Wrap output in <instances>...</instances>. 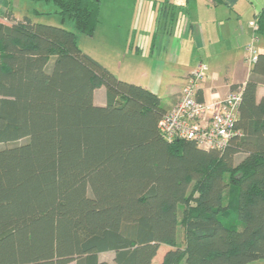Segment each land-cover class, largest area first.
<instances>
[{"label": "trees", "instance_id": "1", "mask_svg": "<svg viewBox=\"0 0 264 264\" xmlns=\"http://www.w3.org/2000/svg\"><path fill=\"white\" fill-rule=\"evenodd\" d=\"M34 1L78 33L101 23L103 0ZM162 3L173 22L178 7ZM12 7L0 0V264H155L163 245L159 264L264 262V52L232 87L244 91L231 143L204 150L165 139L162 99L83 52L74 31ZM254 21L264 35V6Z\"/></svg>", "mask_w": 264, "mask_h": 264}, {"label": "crops", "instance_id": "2", "mask_svg": "<svg viewBox=\"0 0 264 264\" xmlns=\"http://www.w3.org/2000/svg\"><path fill=\"white\" fill-rule=\"evenodd\" d=\"M151 1L159 2L158 15L153 26L148 24L150 18L145 16L146 24H132L126 29H118L115 36L119 44L123 43L128 48V53L133 51L132 54L136 56L137 59L130 63L148 64L150 69L140 70V74L137 71L136 77L129 80L126 78L128 76H122L121 72L116 73L109 62L99 59L102 65L118 75L119 79L149 89L157 94L162 102L166 98L167 109L177 104L187 78L198 61L205 60L209 68L207 78L201 83L200 100L223 97L233 86L245 85L251 75V69L245 63V49L251 44L253 36V29H249L247 21L253 17L255 19L259 7L251 4L252 13L254 12L252 15L246 8H239L238 5L243 0H171L173 6L175 4L178 7L174 10L177 14L172 20L176 22L173 28V22H166V16L163 17V12L165 15L167 10L163 9L162 2L166 0ZM11 2L13 6V1ZM106 2L107 5L105 2H102V5L108 6L111 3L110 0ZM155 3L152 4L155 6ZM237 7L239 11L236 10ZM12 8L17 19L28 16L18 14L14 6ZM33 13L40 15L36 10H33ZM231 37L234 40L233 45L226 46L227 51L208 50L204 57L201 55L200 50L204 51L207 44L212 45L214 41L226 42ZM257 49L259 53L264 52V40H261ZM189 53L191 62L186 63ZM257 97L259 100L264 97L263 84L258 88ZM94 102L100 106L106 104V89L102 87L95 91Z\"/></svg>", "mask_w": 264, "mask_h": 264}, {"label": "rangeland", "instance_id": "3", "mask_svg": "<svg viewBox=\"0 0 264 264\" xmlns=\"http://www.w3.org/2000/svg\"><path fill=\"white\" fill-rule=\"evenodd\" d=\"M12 1H13V6L16 9V13L18 14L21 15L26 14L28 16H31L34 21L40 22L42 24L61 26L65 29L74 31L77 34V44L83 52L89 54L96 60L103 59L107 63L109 62V64L113 67L116 73L120 74L121 72V75L128 76L126 78H128L129 80H133L136 77L135 73L137 71H138L137 73L140 74L139 72L140 70H144L146 68L150 69V65L148 64L139 65V63L138 64L130 63V61L137 59L136 56L132 54L133 51L132 53H128V48L123 43L119 44L115 36H117L116 32L118 29L119 31L122 29H126L127 27H130L132 24H136V25L146 24L147 21L145 16L150 18L148 24L153 26L154 19L158 15V7H159L158 1L155 3L151 0H138V1L110 0L111 3H109L108 6H106L107 0H103V2H105L106 5H101V23L97 26L93 36H88L82 33H78L75 29L74 23L71 21H66L64 24H61L60 16L57 13L58 8L52 3L35 2L34 0H12ZM19 2H21L20 7L18 5ZM152 3H155V6ZM251 4L259 8H262L264 6V0H243L238 6L239 8L240 7L246 8V10H249L250 13L253 15L254 12L252 13L253 8ZM239 8L237 7L236 10L239 11ZM33 10L39 11V13L41 14L39 16L35 15L33 13ZM243 20H245V18ZM253 22H254V17L251 18L250 21H247L249 29L252 28L251 25ZM258 37L260 42L256 43V47H259L261 44V40H264L263 35H258ZM233 41L234 40L232 37L229 38V41L226 42L214 41L215 44L214 42L212 43V45L207 44V48L204 49V51L200 50V53L204 57V54L208 53V50L210 52L214 50L220 52L227 51L228 49L226 48V46L231 47V45H233ZM190 62H191V54L189 53L186 63H190ZM203 62H205V60H203ZM119 68L121 69L119 70ZM166 100L167 99L164 98L163 101L164 107L167 106ZM9 145H13V144H9ZM0 147L3 146L0 145ZM168 250H170L169 246L167 245L161 246L157 257L155 258L154 263L159 264ZM113 256H114L113 253H105L100 255V259L102 261L103 260L111 261Z\"/></svg>", "mask_w": 264, "mask_h": 264}, {"label": "built area", "instance_id": "4", "mask_svg": "<svg viewBox=\"0 0 264 264\" xmlns=\"http://www.w3.org/2000/svg\"><path fill=\"white\" fill-rule=\"evenodd\" d=\"M251 26L252 42L245 49V63L249 68L257 61L259 54L256 47L259 26L256 21ZM208 71L205 62L197 64L189 74L177 104L161 119L159 129L169 142L187 139L195 141L201 149L222 151L235 135L234 126L239 115L244 88L231 90L223 97L200 100L201 83L207 78Z\"/></svg>", "mask_w": 264, "mask_h": 264}]
</instances>
